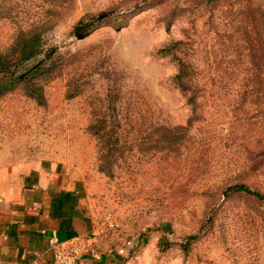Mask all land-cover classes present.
I'll return each instance as SVG.
<instances>
[{
	"label": "rangeland",
	"instance_id": "rangeland-1",
	"mask_svg": "<svg viewBox=\"0 0 264 264\" xmlns=\"http://www.w3.org/2000/svg\"><path fill=\"white\" fill-rule=\"evenodd\" d=\"M37 26L54 69L44 105L22 86L0 98V189L43 159L78 178L124 262L148 246L150 264H264V202L225 193L264 196V0H0V51ZM160 237L175 245L160 253Z\"/></svg>",
	"mask_w": 264,
	"mask_h": 264
},
{
	"label": "crops",
	"instance_id": "crops-1",
	"mask_svg": "<svg viewBox=\"0 0 264 264\" xmlns=\"http://www.w3.org/2000/svg\"><path fill=\"white\" fill-rule=\"evenodd\" d=\"M85 199L78 178L60 164L41 159L24 167L16 184L0 189V264H51L49 239L76 236L85 237L92 251L79 264H150L148 246L129 262L109 252Z\"/></svg>",
	"mask_w": 264,
	"mask_h": 264
},
{
	"label": "trees",
	"instance_id": "trees-1",
	"mask_svg": "<svg viewBox=\"0 0 264 264\" xmlns=\"http://www.w3.org/2000/svg\"><path fill=\"white\" fill-rule=\"evenodd\" d=\"M102 17L104 16L102 15L97 19L91 17L82 18L73 27L72 34L79 39L85 38L95 25V22H98ZM38 29L39 26L27 31H19L9 48L5 51H0V98L10 93L18 86H22L24 94L27 97L39 105H44L45 98L42 90V82L48 78V75L54 69L51 66H46V61L52 59L55 50L51 48L47 51H43V41ZM180 44L181 42L173 43L160 50V53L163 55L173 54L174 49ZM43 76H45L44 79ZM174 80L183 93L186 94L190 90L191 80L189 64H184L182 61L178 60V71ZM187 101L193 103V97H188ZM104 123L103 120H97L93 121L88 126V131L99 143H101V148L105 143V135L101 132ZM102 157L105 156L102 154L100 156L101 164L99 165V169L106 172ZM228 192H243L264 202V196L262 194L252 191L243 185L230 187L225 191V193ZM195 238L196 236L187 237L184 244H179V248L185 251L188 243ZM174 245L175 244L167 242L164 238L160 237L157 240L156 246L160 253H164Z\"/></svg>",
	"mask_w": 264,
	"mask_h": 264
},
{
	"label": "built area",
	"instance_id": "built-area-1",
	"mask_svg": "<svg viewBox=\"0 0 264 264\" xmlns=\"http://www.w3.org/2000/svg\"><path fill=\"white\" fill-rule=\"evenodd\" d=\"M49 249L53 256L51 264H79L83 256L92 252L87 239L83 236H76L62 242L51 237Z\"/></svg>",
	"mask_w": 264,
	"mask_h": 264
}]
</instances>
